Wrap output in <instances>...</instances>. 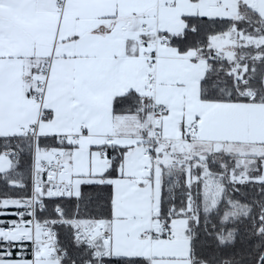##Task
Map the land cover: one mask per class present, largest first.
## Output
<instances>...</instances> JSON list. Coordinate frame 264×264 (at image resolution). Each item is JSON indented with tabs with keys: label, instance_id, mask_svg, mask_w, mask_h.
<instances>
[{
	"label": "snow or ice",
	"instance_id": "obj_1",
	"mask_svg": "<svg viewBox=\"0 0 264 264\" xmlns=\"http://www.w3.org/2000/svg\"><path fill=\"white\" fill-rule=\"evenodd\" d=\"M0 264H264V0H0Z\"/></svg>",
	"mask_w": 264,
	"mask_h": 264
}]
</instances>
